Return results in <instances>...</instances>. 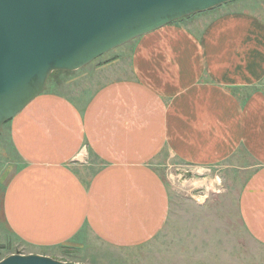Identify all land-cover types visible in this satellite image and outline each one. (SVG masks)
<instances>
[{
    "label": "crops",
    "instance_id": "crops-1",
    "mask_svg": "<svg viewBox=\"0 0 264 264\" xmlns=\"http://www.w3.org/2000/svg\"><path fill=\"white\" fill-rule=\"evenodd\" d=\"M138 42L128 63L97 67L82 89H46L7 124L20 167L3 216L22 254L152 241L170 212L154 168L168 153L202 170L251 169L239 216L264 246V9L218 17L201 35L170 24Z\"/></svg>",
    "mask_w": 264,
    "mask_h": 264
},
{
    "label": "rangeland",
    "instance_id": "rangeland-1",
    "mask_svg": "<svg viewBox=\"0 0 264 264\" xmlns=\"http://www.w3.org/2000/svg\"><path fill=\"white\" fill-rule=\"evenodd\" d=\"M232 3L174 25H186L201 35L218 17L240 10L264 9V0ZM138 41L109 52L79 71L52 75L46 89L67 92L62 82L68 81H74V86L82 89L85 86L82 83L97 78V67L114 59L128 63ZM259 85H264V81ZM73 93L71 97H75ZM19 167L20 160L13 152L6 124L0 131V261L24 251L3 216L6 184ZM223 167L202 170L177 162L169 153L161 156L154 168L168 186L171 205L166 226L157 237L134 249H115L92 241L81 249L66 247L54 251L55 259L83 264H264V246L248 234L238 209L241 191L252 170L248 165V169ZM92 173L93 168L86 172L88 176Z\"/></svg>",
    "mask_w": 264,
    "mask_h": 264
},
{
    "label": "water",
    "instance_id": "water-1",
    "mask_svg": "<svg viewBox=\"0 0 264 264\" xmlns=\"http://www.w3.org/2000/svg\"><path fill=\"white\" fill-rule=\"evenodd\" d=\"M235 0H0V131L42 95L54 72ZM0 264H83L12 254Z\"/></svg>",
    "mask_w": 264,
    "mask_h": 264
},
{
    "label": "trees",
    "instance_id": "trees-1",
    "mask_svg": "<svg viewBox=\"0 0 264 264\" xmlns=\"http://www.w3.org/2000/svg\"><path fill=\"white\" fill-rule=\"evenodd\" d=\"M191 17V16H190ZM190 17H187V18H190ZM187 18H184V19H182V20H179V21H177V22H174V23H172V25H174V24H176V23H178V22H180V21H183V20H185V19H187ZM56 73H63V72H54L52 75H54V74H56ZM52 79V76L50 77V80Z\"/></svg>",
    "mask_w": 264,
    "mask_h": 264
}]
</instances>
